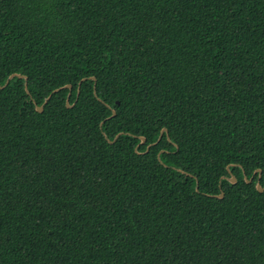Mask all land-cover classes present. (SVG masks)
<instances>
[{
  "label": "trees",
  "instance_id": "trees-1",
  "mask_svg": "<svg viewBox=\"0 0 264 264\" xmlns=\"http://www.w3.org/2000/svg\"><path fill=\"white\" fill-rule=\"evenodd\" d=\"M17 73L0 264H264V196L221 184L264 168V0H0V84ZM82 78L168 126L178 154L140 159L150 120L101 128L88 93L69 111ZM29 79L58 90L40 113Z\"/></svg>",
  "mask_w": 264,
  "mask_h": 264
},
{
  "label": "snow or ice",
  "instance_id": "snow-or-ice-1",
  "mask_svg": "<svg viewBox=\"0 0 264 264\" xmlns=\"http://www.w3.org/2000/svg\"><path fill=\"white\" fill-rule=\"evenodd\" d=\"M19 75L20 74L17 73L15 74V77L18 78ZM9 83H11V80H6L4 84H0V90H2ZM75 85V89H73L72 84H66L63 86L64 90L69 93L65 99L72 101V104L69 105V111L73 110L76 105L81 102L85 93H88L89 103L97 110L100 116L104 117V120L101 121V128H103L105 124L111 125L114 120H125L126 123L130 122V124H135L138 127L142 125L143 121L150 120V122L144 126L151 128L152 131L146 138L140 139L136 149L138 153L139 148L144 149V153L139 154L140 159H143L146 154H151L153 151L159 150L157 155L162 158L159 160V163L162 165L163 161L168 159L172 153L178 154V149L173 147L175 143L174 136L168 126L161 127L155 120H151L138 112H128L125 117V115H123L125 109L122 107V99L117 97L115 100H110L109 96L100 89V85L95 81L82 78L76 80ZM89 85L95 89L94 93L89 92ZM24 88L29 93L30 98L33 99L34 108L39 109L41 112L52 102L51 97L53 92H58V90L53 89L52 92H42L41 94L32 96L31 93L35 91V89L33 88L32 81L30 79L24 83ZM106 113H112V115L107 116L105 115ZM121 139L122 137L119 135L113 137V140L116 142H119ZM149 140H151V144H149ZM130 142L135 143V140H130ZM169 168L174 172L176 171L175 165H170ZM192 178V176L188 177V179ZM196 183L197 185L199 184L198 178H196ZM221 184L227 185L229 188L239 186L241 190L249 189L252 192L264 196V168L256 170L251 175L247 171H242L240 173L239 181H237L233 175L229 174L224 181H221ZM222 192H224L223 187L214 193V195L219 196Z\"/></svg>",
  "mask_w": 264,
  "mask_h": 264
},
{
  "label": "water",
  "instance_id": "water-1",
  "mask_svg": "<svg viewBox=\"0 0 264 264\" xmlns=\"http://www.w3.org/2000/svg\"><path fill=\"white\" fill-rule=\"evenodd\" d=\"M14 77H15V74L9 76V78H8L7 80H11V79L14 78ZM18 78H19V79H21V78L26 79L24 76H21V75H19ZM92 79L94 80V78H92ZM66 103H68V100L66 101ZM67 107H69L68 104H67ZM36 111L39 112V113L41 112L39 109H36ZM197 189H198V187H196V191H197ZM222 196H223V194L221 193V194L218 196V198H222Z\"/></svg>",
  "mask_w": 264,
  "mask_h": 264
}]
</instances>
